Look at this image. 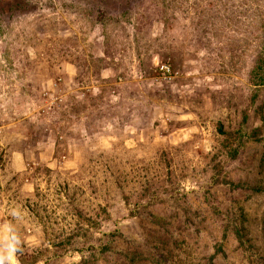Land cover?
Returning a JSON list of instances; mask_svg holds the SVG:
<instances>
[{
	"label": "rangeland",
	"instance_id": "rangeland-1",
	"mask_svg": "<svg viewBox=\"0 0 264 264\" xmlns=\"http://www.w3.org/2000/svg\"><path fill=\"white\" fill-rule=\"evenodd\" d=\"M262 60L264 0H0V264H264Z\"/></svg>",
	"mask_w": 264,
	"mask_h": 264
},
{
	"label": "trees",
	"instance_id": "trees-1",
	"mask_svg": "<svg viewBox=\"0 0 264 264\" xmlns=\"http://www.w3.org/2000/svg\"><path fill=\"white\" fill-rule=\"evenodd\" d=\"M262 66L260 67L261 70H262V73H258L259 74V80H258V84H256L257 86L259 87H264V60H262ZM230 150L232 151V153L235 155L236 154V149L233 150L231 147H230ZM83 222L85 223H90L89 220H82Z\"/></svg>",
	"mask_w": 264,
	"mask_h": 264
},
{
	"label": "clouds",
	"instance_id": "clouds-1",
	"mask_svg": "<svg viewBox=\"0 0 264 264\" xmlns=\"http://www.w3.org/2000/svg\"><path fill=\"white\" fill-rule=\"evenodd\" d=\"M164 66H166V67L169 68V66H167V65H164ZM162 67H163V66H162ZM158 70L163 74L164 77H166V76H171V74H172L170 68H169V73H165L164 71H161V68H160V69L158 68Z\"/></svg>",
	"mask_w": 264,
	"mask_h": 264
},
{
	"label": "built area",
	"instance_id": "built-area-1",
	"mask_svg": "<svg viewBox=\"0 0 264 264\" xmlns=\"http://www.w3.org/2000/svg\"><path fill=\"white\" fill-rule=\"evenodd\" d=\"M161 71H164L165 73H169V68L166 66L161 67Z\"/></svg>",
	"mask_w": 264,
	"mask_h": 264
}]
</instances>
